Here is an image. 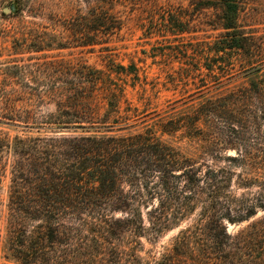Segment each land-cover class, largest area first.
<instances>
[{
  "label": "rangeland",
  "instance_id": "374dc122",
  "mask_svg": "<svg viewBox=\"0 0 264 264\" xmlns=\"http://www.w3.org/2000/svg\"><path fill=\"white\" fill-rule=\"evenodd\" d=\"M101 2L0 0V264H21L7 250L18 159L11 146L17 137L52 136L44 131L60 111L54 94L86 91L89 112L103 113L101 77L123 97L122 124L150 128L188 156L233 174L232 192L257 214L226 221V231L245 240L251 254L261 253L256 261L264 264V0L239 14L237 30L189 0ZM100 8L118 20L105 33L92 22L91 10ZM199 214L197 208L156 240L142 237L145 262L170 249Z\"/></svg>",
  "mask_w": 264,
  "mask_h": 264
},
{
  "label": "trees",
  "instance_id": "16d2710c",
  "mask_svg": "<svg viewBox=\"0 0 264 264\" xmlns=\"http://www.w3.org/2000/svg\"><path fill=\"white\" fill-rule=\"evenodd\" d=\"M189 1L220 13L224 29L237 30L239 14L257 0ZM92 12L103 33L118 22L101 8ZM233 47L244 49L237 42ZM100 79L103 113L89 112L86 91L54 94L60 111L44 131L52 136L17 137L11 146L18 159L7 204L10 256L21 264H263L256 261L261 253L251 254L245 240L226 231V221L257 214L232 192L233 174L188 156L150 128L122 124L123 97ZM197 208L198 220L146 263L140 239L156 240Z\"/></svg>",
  "mask_w": 264,
  "mask_h": 264
},
{
  "label": "water",
  "instance_id": "95a60500",
  "mask_svg": "<svg viewBox=\"0 0 264 264\" xmlns=\"http://www.w3.org/2000/svg\"><path fill=\"white\" fill-rule=\"evenodd\" d=\"M10 11V9H6V12H9Z\"/></svg>",
  "mask_w": 264,
  "mask_h": 264
}]
</instances>
